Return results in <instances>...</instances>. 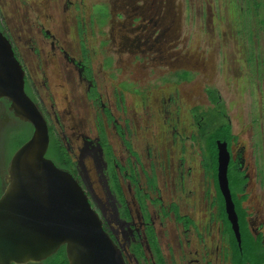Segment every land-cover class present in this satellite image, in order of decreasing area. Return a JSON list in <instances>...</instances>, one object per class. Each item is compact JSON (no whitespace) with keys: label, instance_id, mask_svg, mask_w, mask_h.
Segmentation results:
<instances>
[{"label":"rangeland","instance_id":"1","mask_svg":"<svg viewBox=\"0 0 264 264\" xmlns=\"http://www.w3.org/2000/svg\"><path fill=\"white\" fill-rule=\"evenodd\" d=\"M118 2L125 3L122 12L135 5L152 3L159 13L153 17L154 22L159 21L158 33L149 36L148 46L151 47L153 40L165 32L159 38L160 42L151 49L142 46L147 50L131 52L129 49L133 47L128 43L136 36H147L148 32L144 33L147 29L142 26L130 32L131 25L126 18L115 16L119 10ZM97 4H107L110 8L112 17L106 23L107 10L104 6L93 9ZM0 21L30 67L28 48L41 49V57L48 64L45 70L38 71L37 80L43 81L46 74L47 87L41 85L45 88L41 89L42 81L38 87L47 105L50 104V90L59 95L57 85L66 84L68 74L64 72L63 59L50 64V40L43 41L41 27L55 36L57 44L66 42L64 47L66 45L72 56L80 54L79 36L82 43L85 40L91 64L100 81L111 91L110 95L119 79L130 77L133 72L139 89V96H132L138 106L135 112L137 124L133 126L134 140L138 142L135 147L149 170L150 161L146 156L147 149H151V157L160 164L159 185L163 191L177 190L176 184L179 186L181 181L183 209L185 212L195 210L201 225L208 222L212 180L204 169L208 165L207 149L205 147L203 154L192 111L202 113L210 108L204 113V128H209L213 122L211 129L214 130L220 121L218 111L223 110L237 137L234 154L244 152L249 175L246 187L249 198L244 205L252 213L256 226L264 231V0H0ZM108 57L114 60L112 69L103 64ZM256 59L260 60L259 64ZM84 62L87 64V60ZM118 70L121 71L117 80L110 77ZM178 70L189 71L190 80L181 84L167 83L166 79L171 81ZM119 87L121 96L122 89L129 85ZM209 88L220 95L221 101L215 110L208 97L212 93ZM84 110L82 104L81 116ZM175 125L179 126L184 144L172 137ZM180 159L185 163L183 176L181 170L178 173ZM206 167L209 169V165ZM210 229L211 235L200 229L204 243L193 231L189 233L191 244L185 262L179 258L177 245L172 259L178 264H185L190 259L204 263L205 245L208 249L210 244L214 248L221 239L217 225L213 224Z\"/></svg>","mask_w":264,"mask_h":264},{"label":"flooded vegetation","instance_id":"2","mask_svg":"<svg viewBox=\"0 0 264 264\" xmlns=\"http://www.w3.org/2000/svg\"><path fill=\"white\" fill-rule=\"evenodd\" d=\"M118 3L117 8L119 10H117L115 16L126 18V22L131 25L130 32L141 26L147 29L144 33L148 32L147 36L141 34L142 36H136L132 43L131 41L128 43V45L133 47L129 49L131 52L147 50L142 49V46H147L148 49H151L156 43L160 42L159 38L165 32H161L160 37L153 40L154 42L151 44V47L148 46L149 36H154L158 33L157 26L159 21L156 20L154 22L153 17L157 16L155 13L158 15L159 13L153 9L154 5L152 3H145L141 6L135 5L131 10H127L126 12H122L125 3ZM126 5L129 6V4ZM103 6L107 10L106 23L112 17L109 6L107 4H97L93 9ZM130 7L132 6L130 5ZM160 7H156L157 10ZM94 20L97 21L96 18ZM105 23L98 24L103 25ZM78 25L79 23L76 25L77 28ZM3 31L10 39L15 54L25 71V91L35 102L48 123L50 142L54 138L62 148L63 155L65 156L62 162L65 167L57 166L71 173L83 188L92 208L98 214L104 230L120 248L127 264H178L172 259L175 245L178 246L179 258L185 262L189 252V245L191 244V239L188 238L189 233L193 231L196 237L204 243L206 241L200 229L203 228L204 231L210 232L209 235H211L210 228L213 224L218 227L220 241H218L214 248H212L211 244L209 249L205 245L206 248L203 249L204 263L199 259H190L185 264H217V262L235 264V252L232 240L230 234L226 232L228 225L231 231L232 226L226 213L224 197L219 190L222 196V209L219 193L216 188V181L218 184L217 141L227 143L231 156L228 167V180L229 169L232 164H235L239 172L243 173L247 179L244 193L238 194L237 198L246 195L241 206L247 215L246 221L249 231L255 238L261 237L264 246V231L259 226H256L252 213L244 205L249 198L246 194L249 175L245 166L244 152L234 154L233 145L236 143L237 137L233 134L232 124L225 119L227 116L224 111L222 118L231 125L233 139L230 142L220 139L216 140V178L211 167L208 170L206 167L208 165L204 166L203 164L206 173L212 180V190L210 192L212 195L208 204V222L206 220V223L201 225V220H198L195 210L185 212L183 209L181 191L179 190L182 187L180 179H178L179 186L176 184L177 190L163 191L159 185L160 171L158 166L160 164L151 157V149H147L146 156V159L150 161L149 170L141 153L135 147V144L138 145V142L135 143L134 140L133 126L137 124V114L135 112L138 106L137 103H134L136 101L134 97L139 96V89L137 88V82L132 76L133 72H130V77L125 76L119 79L118 84L112 88V95H110L111 91L107 89L106 84L100 81L94 70L93 63L91 64L92 58L87 50L85 40L82 43V39L79 36L80 54L79 56H72L67 48H65L66 45L64 47L66 42L57 44L58 41L55 36L49 30L41 27L40 33L43 41L50 40L51 52L48 55L50 64L58 63L57 61L62 62L63 59V69L65 74L66 72L68 74L66 84L60 83L57 85L60 88L59 95L50 90V94H48L50 95V104L47 105L38 87V84L42 80H37L38 71L44 69L48 64L41 57V49L28 48L27 54L32 63L30 67L28 62H26L27 60L22 58L19 47L15 44L5 27ZM78 31L80 30L78 29ZM125 40H128V38H125ZM82 55L83 58H81ZM86 60L87 64L89 63L88 65L84 62ZM256 61L257 64L260 63L259 59H256ZM113 62L114 60L108 57L103 61V64H106L105 68L112 69L114 67ZM120 71L118 70L117 74L116 72H112L110 77L117 80ZM183 73H187V75L184 76L182 75ZM46 77L44 73L40 86L47 87L45 83ZM190 78L191 73L189 71L178 70L173 74L171 81H168L169 78L166 80L167 83L181 84L189 81ZM121 84H124V86L129 85V87L123 88L122 95L120 96L118 92L121 90V87H119ZM43 86H41V89H45ZM211 92L207 96L213 102V110H215L216 105L220 103L221 99L216 90L211 89ZM82 104L85 110L81 116ZM208 110L210 108L202 113H197L195 110L192 111L193 122L199 130L198 138L202 141L201 149L203 154L206 150L208 134L210 135L214 124L211 122L208 125L209 128L204 129L206 118L204 113ZM89 113L90 116L87 117ZM27 125L32 128L31 124L15 116L8 100L4 98L0 99V196L6 186V175L11 157L14 154V152L12 153L13 144L25 135ZM163 127L160 128L162 129ZM172 130V137L177 139L178 143L184 144V138L179 131V126H173ZM194 138L196 139V136ZM48 158L51 159L50 157ZM184 164V160L180 159L178 173L181 170V176H183L182 168ZM207 195H209V191ZM170 227L173 229H170ZM210 243H212V240ZM197 252L195 251L194 253ZM52 257L43 261L13 264H51Z\"/></svg>","mask_w":264,"mask_h":264},{"label":"water","instance_id":"3","mask_svg":"<svg viewBox=\"0 0 264 264\" xmlns=\"http://www.w3.org/2000/svg\"><path fill=\"white\" fill-rule=\"evenodd\" d=\"M31 124L30 138L12 155L0 196V264L43 261L65 249L68 264H127L71 173L47 157L49 127L25 91V71L0 30V99ZM218 185L232 231L241 232L229 187L230 153L217 141Z\"/></svg>","mask_w":264,"mask_h":264},{"label":"trees","instance_id":"4","mask_svg":"<svg viewBox=\"0 0 264 264\" xmlns=\"http://www.w3.org/2000/svg\"><path fill=\"white\" fill-rule=\"evenodd\" d=\"M0 30H4V25L0 21ZM4 32V31H3ZM187 75V74H186ZM221 105L219 104V107ZM220 110V121H218V125L214 130L211 131L210 137L208 139L206 149L208 154V165L212 171L214 172V177L216 178V169H217V150H216V140H225L230 142L233 139V135L231 133V125L226 122L225 119L222 118V112ZM207 127V126H206ZM205 129V128H204ZM33 128H30L27 125L25 129V135H23L12 147V153L15 152L20 146H22L31 136ZM47 157H50L56 165L59 167H65L62 160H64V155L62 148L60 147L59 143L56 139H52L50 142V148L47 153ZM247 179L244 177V174L239 172L235 164H232L229 169V187L232 193V197L235 203L236 211L239 217V226L241 232V246L239 247L233 232L231 231L230 226L228 225L227 233L230 234L232 245L235 252L234 263L235 264H263L264 263V246L261 241V237L255 238L248 228V223L246 221V212L242 208L241 204L242 201L245 200L246 195H243L241 198H237L238 194H243L245 191ZM216 188L219 193V198L221 201V206L223 209L222 204V196L219 192V187L216 181ZM51 264H68L65 249L62 247L53 257Z\"/></svg>","mask_w":264,"mask_h":264}]
</instances>
